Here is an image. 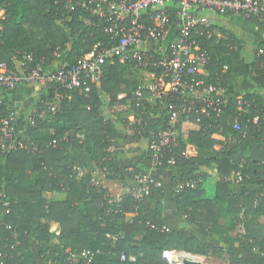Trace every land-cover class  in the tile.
<instances>
[{"label":"trees","instance_id":"16d2710c","mask_svg":"<svg viewBox=\"0 0 264 264\" xmlns=\"http://www.w3.org/2000/svg\"><path fill=\"white\" fill-rule=\"evenodd\" d=\"M0 8V24L3 26L0 59L10 69H13L14 56L21 58L31 55L36 62L43 60L48 64L55 53L67 48L66 45H69L66 54L69 67L96 43L109 40L100 20L79 8L68 12L64 0H0ZM86 19L90 24L84 23ZM175 19L171 17L172 22ZM250 23L258 24L255 20ZM262 33L260 26L254 35L255 47L263 45ZM206 45L214 63L209 69L210 79L222 74L224 111L220 117L202 119L199 124L181 122L177 125L179 132L185 128L189 143L197 148V155L188 158L182 154L181 146L172 148L170 154L176 160L172 168L216 163L218 182L211 200L235 212L244 210L241 221L243 243L249 249L264 254V225L259 221L260 216L264 215L263 98L255 92L242 94L247 105H242L239 112L236 96L228 89V72L222 73L225 58L234 54L231 47L238 45V41L228 36ZM102 67L106 73L102 89L113 87L118 79L111 76L117 67L110 64ZM248 72L250 81L264 87L263 79L252 76L251 64L248 65ZM94 91L95 88L91 86L88 96L78 91L63 93L54 113L49 110V105H37L32 114L35 125L29 127V150L0 155V196L4 195L0 197V264H37L32 245L38 250L39 259L44 264H67V251L93 253L91 264H166L161 258V252L165 249L192 255H207L214 251L216 247L187 233L163 230L151 220L143 205L137 216L126 222L125 216L134 213L128 196L118 204L109 203L113 199L107 196L103 188L86 176L75 175L73 169L77 165L66 156L69 149L84 151L101 172L118 171L108 151L112 146L110 126L104 124L98 115ZM162 111L158 128H151L154 139L167 128L168 116L163 105ZM256 117L258 122L254 124ZM236 119L246 133L245 137L233 130ZM73 128H80L84 132L82 139L66 136ZM50 129L54 130L53 134L49 132ZM215 135L223 136L226 142L217 141ZM216 145L221 148L213 151ZM146 154L149 160L148 151ZM167 168L166 165L160 167ZM232 172L240 174L241 183L257 184L262 192L229 194L224 179ZM139 174L138 170L133 169L130 176ZM187 179H194L198 184L194 190H177L179 213L190 216L192 223L203 230L216 231L219 215L212 206L201 209L198 215L184 211L185 207L191 205L183 202V197L203 192V178L200 175L190 173L182 182ZM162 191L163 188L159 186L152 187L147 199L161 195ZM46 193L62 195L63 199L47 201L43 197ZM4 201L10 203L6 215ZM156 215H160L158 210ZM51 223L58 224V234L51 231ZM6 226H11L12 231L7 230ZM137 236L139 240L135 238ZM16 243L17 246H14ZM122 255L125 261H121ZM129 257H134V262H130ZM229 257L230 264H242L233 254L230 253Z\"/></svg>","mask_w":264,"mask_h":264},{"label":"built area","instance_id":"2783aa9c","mask_svg":"<svg viewBox=\"0 0 264 264\" xmlns=\"http://www.w3.org/2000/svg\"><path fill=\"white\" fill-rule=\"evenodd\" d=\"M68 12L77 8L88 12L90 16L102 22L107 42L96 43L91 52L80 57L68 68L49 69L43 60L36 62L31 55L23 58L21 73L10 69L0 59V89L12 91L21 85H39L52 90L56 103L49 110L56 112L63 93L78 91L88 96L91 86L97 80L99 69L105 64L116 61L124 66L149 73L151 82L132 93L137 99L136 107L142 106V93L161 103L166 110L167 128L160 131L148 148L149 171L134 177L135 184L129 188L127 196L133 204V217L137 216L143 203L150 196L152 187L158 185L152 170L161 166L172 168L176 160L170 150L175 147L177 125L181 122L199 124L202 119L220 117L225 107L224 83L221 75L210 79V67L213 59L207 50V43H217L222 38L214 29L210 16L232 15L250 22L255 20L256 30L262 26L263 45L254 47L251 61L252 76L264 80V0H64ZM76 3V4H75ZM173 5V7H171ZM176 19L171 21V17ZM179 23L173 40L156 52L143 49L151 43L162 40L170 28ZM3 26L0 24V44ZM58 55V53H56ZM222 73H227L226 65ZM238 111L246 103L242 96H236ZM247 105V104H246ZM258 118L253 123L257 124ZM35 125L34 118L29 121ZM234 131L243 132L239 121L233 122ZM28 145L21 140L16 125V113L7 109L0 100V155L18 151H28ZM111 151V148L108 150ZM76 176L82 174L79 167H74ZM240 182L237 174L236 182ZM198 181H183L178 192L194 190ZM0 197H4L1 195ZM122 198L110 200L118 204ZM4 214L9 213L10 203L3 202ZM151 228H154L151 226ZM6 229L12 231L11 226ZM14 234V233H13ZM108 238H111L107 235ZM264 258V254H259ZM93 253L83 251L80 254L66 252L67 264H91ZM161 258L166 264H184L190 261L197 264H208L201 257L165 249ZM125 261V256L120 257ZM130 262H134L131 257Z\"/></svg>","mask_w":264,"mask_h":264},{"label":"crops","instance_id":"0c3cea01","mask_svg":"<svg viewBox=\"0 0 264 264\" xmlns=\"http://www.w3.org/2000/svg\"><path fill=\"white\" fill-rule=\"evenodd\" d=\"M1 14L2 9L0 8V16ZM210 17L219 37L226 39L228 36H233L237 39L238 44L241 43L242 47H244L245 40L253 39L257 31L253 23L243 21L232 15ZM84 23L90 24L87 19L84 20ZM179 26V23H175L162 40L151 43L148 46L145 45L143 49L149 52H156L162 46H166L175 37ZM250 28L251 36L243 33V30ZM226 31H228L227 35ZM66 47L68 48L60 51L58 55L55 53L54 59L50 63L45 64L49 69L56 70L68 67L69 62L66 59V54L69 50V45H66ZM91 50L83 56L88 55ZM251 53L253 56V52ZM238 54L235 53L225 58L229 91L235 96H240L246 92H255L262 96L264 103V87H258L250 81L248 72L249 64L240 66ZM23 58H17L16 56L12 58L13 70L21 73L25 72L24 68L21 67ZM228 59H231V64ZM111 66L117 67V70L111 76L112 78L116 77L118 79L116 84L113 87L106 86V89H102V81L106 73L103 67H101L93 87L95 88L94 95L97 101L96 108L98 115L104 124L110 126L112 146L110 147L111 151L109 153L116 162L118 171L101 172L97 169L91 158L79 149H69L66 156L81 168L82 174L80 177H88L92 183L103 188L110 199L114 200L118 197L125 199L129 188L135 184L134 177L130 176L133 169L138 170L140 174L149 171L146 153L154 140V133L151 128H158L157 124L160 117L163 116V111L161 103L152 99L148 92L142 93V106L136 107L137 99L132 96V93L150 84L151 77L149 73L134 68H131V70L126 69L124 65L117 61ZM0 100L7 109L13 110L16 113L18 134L26 144L30 141L29 121L32 118L36 106L43 104L51 107L56 103L53 97H51L50 89L42 88L35 84L21 85L12 91L0 89ZM183 129L184 131L182 132L178 130L176 132L174 139L175 147L178 148L181 146L182 154L185 157H195L197 155V148L189 143L185 128ZM49 132L53 134L54 130L50 129ZM66 136H74L77 139H82L84 132L80 128H73L66 133ZM214 138L217 141L226 142V138L221 135H216ZM220 148V145H216L213 151H218ZM243 163L244 161L241 164ZM190 173H197L203 178L201 187L203 192L199 195H185L182 201L190 204L191 207H185L184 211L198 215L201 209L206 210L208 205L212 206L213 211L219 215L217 219V230L214 232H208L197 227L192 223L190 216L181 215L178 211L176 192L182 180ZM151 174L156 178L157 186L163 188V191L161 195L147 199L143 204V210L163 230L167 232L178 231L187 233L203 243L216 247L214 251L207 253V255H196L201 257L205 262L216 252H219L228 254V256L230 253L233 254L242 264H264V259L261 258L258 251L249 249L243 243L244 230L241 221L243 220L244 210L240 209L239 212H235L232 208L227 209L211 200L218 182L216 163L198 167L157 169L152 170ZM237 174L239 173L232 172L224 179L226 190L229 194L241 195L250 191L262 192V188L257 184L236 182ZM43 197L47 201H59L63 199V196L58 194L46 193L43 194ZM157 210L160 212L159 216L156 215ZM132 217V214H127L125 221L130 222ZM259 221L264 225V215L260 216ZM51 229H54L51 230L52 232L58 234L59 226L57 223H51ZM135 238L137 240L140 239L138 236ZM31 250L36 258L37 264H44L39 259L38 250L34 245H32ZM133 259L135 260L134 257ZM223 264H230V262L226 261Z\"/></svg>","mask_w":264,"mask_h":264},{"label":"rangeland","instance_id":"374dc122","mask_svg":"<svg viewBox=\"0 0 264 264\" xmlns=\"http://www.w3.org/2000/svg\"><path fill=\"white\" fill-rule=\"evenodd\" d=\"M227 33H228V31H226V35H227ZM243 33L249 34V36H251L250 35L251 34V28L248 30H243ZM226 35H225V37H226ZM254 46H255V41H254V37H253V39H251V40H245L244 47H242L241 43L231 47L234 54L239 53L238 57L240 59V62H239L240 66H246V65L251 63V61H252V53L251 52H253ZM228 60H229V63L231 64V59H228ZM242 70H243V68H242ZM215 137H216V135H215ZM51 230H54V229H51ZM12 235H14V234H12ZM14 246H17V243ZM14 246H12V249ZM131 259H133V257H131ZM226 261H229V262L231 261V258L228 256V254L219 253V252H216L211 258L206 260V262L208 264H223Z\"/></svg>","mask_w":264,"mask_h":264},{"label":"water","instance_id":"95a60500","mask_svg":"<svg viewBox=\"0 0 264 264\" xmlns=\"http://www.w3.org/2000/svg\"><path fill=\"white\" fill-rule=\"evenodd\" d=\"M184 264H197V263H192V262H190V261L185 260V261H184Z\"/></svg>","mask_w":264,"mask_h":264}]
</instances>
